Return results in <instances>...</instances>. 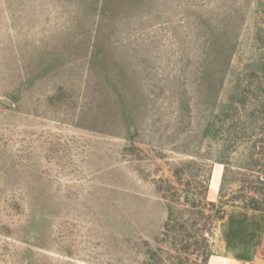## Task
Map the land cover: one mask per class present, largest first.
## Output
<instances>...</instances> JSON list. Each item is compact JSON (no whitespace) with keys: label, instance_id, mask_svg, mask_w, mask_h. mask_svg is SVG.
I'll list each match as a JSON object with an SVG mask.
<instances>
[{"label":"rangeland","instance_id":"1","mask_svg":"<svg viewBox=\"0 0 264 264\" xmlns=\"http://www.w3.org/2000/svg\"><path fill=\"white\" fill-rule=\"evenodd\" d=\"M224 206L264 209V0H0V264H213Z\"/></svg>","mask_w":264,"mask_h":264},{"label":"crops","instance_id":"2","mask_svg":"<svg viewBox=\"0 0 264 264\" xmlns=\"http://www.w3.org/2000/svg\"><path fill=\"white\" fill-rule=\"evenodd\" d=\"M208 195L213 199L215 191L209 188ZM208 251L213 264H264V210L222 207L209 238Z\"/></svg>","mask_w":264,"mask_h":264},{"label":"bare ground","instance_id":"3","mask_svg":"<svg viewBox=\"0 0 264 264\" xmlns=\"http://www.w3.org/2000/svg\"><path fill=\"white\" fill-rule=\"evenodd\" d=\"M217 181H218V175L213 174L211 182H210V188L215 189L217 187Z\"/></svg>","mask_w":264,"mask_h":264},{"label":"trees","instance_id":"4","mask_svg":"<svg viewBox=\"0 0 264 264\" xmlns=\"http://www.w3.org/2000/svg\"><path fill=\"white\" fill-rule=\"evenodd\" d=\"M255 209H257V208H255ZM262 210H264V209H262Z\"/></svg>","mask_w":264,"mask_h":264}]
</instances>
